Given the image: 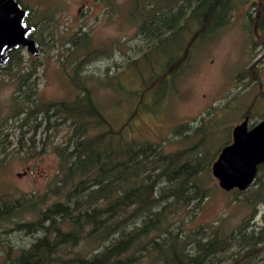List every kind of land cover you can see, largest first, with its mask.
Segmentation results:
<instances>
[{"label":"rangeland","instance_id":"374dc122","mask_svg":"<svg viewBox=\"0 0 264 264\" xmlns=\"http://www.w3.org/2000/svg\"><path fill=\"white\" fill-rule=\"evenodd\" d=\"M147 1L152 0H20L38 26L39 96L69 100L79 91L74 83L83 82L94 87L93 97L106 107L122 95L117 84L142 88L125 60L134 45H141L137 26L146 15ZM253 1L235 0L230 24L219 38L196 42L191 69L161 108L130 116L133 135L147 143L131 163L108 226L87 223L82 236L51 251L41 244L37 255L43 259L38 264H80L94 258L106 264H264V187L259 196L249 192L248 200L235 198L232 191L218 188L211 173L214 139L223 121L233 117H225L227 106L242 86L235 75L264 55L254 28L245 25L247 12L253 16L260 9V1L259 6ZM80 30L88 33L78 38L80 49L67 51L73 47L69 38ZM22 52L25 60L33 56L25 48ZM83 57L76 72L72 64ZM262 81L264 86V76ZM15 86L8 73H0V196L25 194L27 200L21 214L0 231V264H25L24 254L44 236L50 220H56L54 205L71 185L66 173L76 154L73 147L70 161L59 166L50 150L69 133L66 123L48 138L37 130L34 145L31 128L24 139V147L30 146L21 150L16 139L20 116H12ZM261 90L249 94L258 98ZM153 93L148 100H154ZM115 108L118 123L125 110ZM241 114L229 122L230 130L242 121ZM183 146L189 149L175 160L173 153ZM151 181L155 186L150 200L137 210L138 194ZM105 189L104 182L99 184L96 204L102 203ZM118 240L122 244L114 245ZM216 243L220 248L203 259Z\"/></svg>","mask_w":264,"mask_h":264},{"label":"trees","instance_id":"16d2710c","mask_svg":"<svg viewBox=\"0 0 264 264\" xmlns=\"http://www.w3.org/2000/svg\"><path fill=\"white\" fill-rule=\"evenodd\" d=\"M16 1L27 10L26 22L32 27L31 37L34 40L37 39L38 26L31 22L30 10L23 6L20 0ZM259 1L261 3L259 11L256 10L253 16L247 12L245 25L254 28L259 43L264 45V0L253 2L259 6ZM234 5L235 0H152L145 2L147 12L144 18L139 19L137 26L141 45H134L131 54L126 55L125 60V66L133 73V79L142 83L143 87H129L130 85H123L122 82L117 84L118 91L122 95L112 105L106 104V107L93 97L91 89L94 87L90 89L82 84L83 82L74 83L78 85L77 90L79 91L72 99L44 100L38 94L39 55L28 57L25 60L23 47L11 51L0 73H8L16 83L15 92L12 95L14 108L12 116L15 118L20 116V122L17 125L19 133L16 139L21 150L28 149L30 146L29 143L26 148L24 147L25 140H27L26 133L31 128L33 134L29 140L34 145L37 130H40L41 134L45 133L48 138L51 132L58 133L65 123L69 128L66 138L50 145V150L56 155L59 166H65L70 161L72 148L76 147L75 158L66 173L71 185L62 200L54 205L56 220L54 218L50 220L44 236L24 254L22 259L25 264L41 262L43 258L37 255L41 244L51 251L63 243L75 241L82 236L87 223L95 226H108L109 219L118 205L131 163L135 160L140 146L147 143L133 135L131 131L133 122L130 121V116L135 118L137 112L141 110L155 113L161 108L178 82L191 69L193 48L196 42L207 39L212 43L218 39L230 24ZM87 34L80 30L77 34L71 35L69 42L73 44V47H68L66 50L77 52L80 44H83L78 43L80 42L78 38H85ZM36 44L40 54L39 42L37 41ZM159 52H163L164 55L161 57L162 54L160 55ZM259 53L257 52L256 56ZM84 60L83 57L72 64L76 72L78 71L76 68L79 69L85 62ZM24 63L27 66L24 67ZM263 63L264 55L263 57L258 56L254 62L238 69L235 76L242 86L229 101L228 113L225 117L230 113L233 117L223 121L220 131L216 134L213 143L215 147L211 149L212 161L219 151L231 142V127L228 124L239 113H242L243 119L245 116L248 117L249 127L264 118V111H261L264 105ZM76 72L74 78H78ZM71 80L73 81V77ZM260 88L262 90L258 98L254 94L252 96L249 94L253 91L258 92ZM151 91H154V100L153 98L148 100V97H151ZM117 106L120 108L118 111L122 108L125 110L124 114L121 113L122 121L118 123L114 116ZM182 142L187 143L186 140ZM188 149L189 147L183 146L175 151L174 159L179 160ZM44 150L40 149V152ZM103 182L106 185L104 197L102 203L96 204L94 201L97 197V188ZM154 186L155 182L151 181L141 188L136 200L137 210L150 200ZM263 187L264 163L258 166L257 174L249 187L244 190L232 189L230 191L235 194V198L239 196L247 198L249 192L251 197L259 196ZM197 189L200 190L199 186ZM26 200L25 194L13 198L0 196L1 232L6 230L5 226L12 223L19 213L21 214ZM8 230L9 228L7 232ZM121 244L122 240L114 243L116 246ZM220 246L216 243L205 252L203 259L218 250ZM103 253L108 254V250ZM201 262L202 260L196 264H201ZM80 264H106V262L104 259L94 258Z\"/></svg>","mask_w":264,"mask_h":264},{"label":"water","instance_id":"95a60500","mask_svg":"<svg viewBox=\"0 0 264 264\" xmlns=\"http://www.w3.org/2000/svg\"><path fill=\"white\" fill-rule=\"evenodd\" d=\"M27 10L16 0H0V70L12 50L24 47L31 55L39 50L26 22ZM264 163V118L249 127L247 116L231 130L225 145L211 164L212 176L225 190H244L253 182L258 166Z\"/></svg>","mask_w":264,"mask_h":264},{"label":"flooded vegetation","instance_id":"af4514ba","mask_svg":"<svg viewBox=\"0 0 264 264\" xmlns=\"http://www.w3.org/2000/svg\"><path fill=\"white\" fill-rule=\"evenodd\" d=\"M21 6V5H20ZM22 7V6H21ZM23 8V7H22ZM24 48V47H23Z\"/></svg>","mask_w":264,"mask_h":264}]
</instances>
